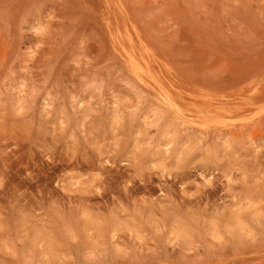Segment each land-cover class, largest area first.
<instances>
[{
	"label": "rangeland",
	"instance_id": "1",
	"mask_svg": "<svg viewBox=\"0 0 264 264\" xmlns=\"http://www.w3.org/2000/svg\"><path fill=\"white\" fill-rule=\"evenodd\" d=\"M0 264H264V0H0Z\"/></svg>",
	"mask_w": 264,
	"mask_h": 264
}]
</instances>
